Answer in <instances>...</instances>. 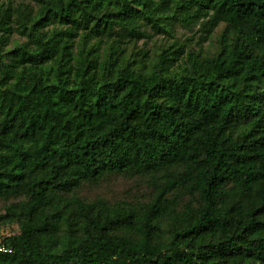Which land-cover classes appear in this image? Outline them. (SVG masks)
Listing matches in <instances>:
<instances>
[{
    "label": "trees",
    "instance_id": "1",
    "mask_svg": "<svg viewBox=\"0 0 264 264\" xmlns=\"http://www.w3.org/2000/svg\"><path fill=\"white\" fill-rule=\"evenodd\" d=\"M40 2L73 27L60 40L33 23L36 47L5 54L0 34V72L55 69L0 92V197L19 198L0 264H264V0ZM146 21L198 25L200 41L223 27L212 54L172 42L147 66L89 40ZM118 176L144 179L143 199L78 194Z\"/></svg>",
    "mask_w": 264,
    "mask_h": 264
},
{
    "label": "rangeland",
    "instance_id": "2",
    "mask_svg": "<svg viewBox=\"0 0 264 264\" xmlns=\"http://www.w3.org/2000/svg\"><path fill=\"white\" fill-rule=\"evenodd\" d=\"M43 3L40 0H0V16L5 13L9 14L8 27L10 32L2 31L3 34V53L12 51L16 45L24 44L29 49H34L36 44L30 32L36 26L39 31L45 32L46 35L57 34V39L63 40L67 31L73 27L72 23H60L57 16L46 12L43 7ZM35 26H34V24ZM145 28L144 36L135 37V35L129 36L120 31L106 30L100 36L91 35L89 39L91 42H99L100 50H105L107 45L112 40L119 42L124 47V55L131 62H135L140 66H147L151 63V57L160 51L162 46H166L172 42H176L179 46L187 50H198L202 54H212L218 45V36L223 27L220 24L216 27L210 38L206 41H200L198 25L187 28L179 23L173 24L172 27L165 26L153 27L151 23L146 21L143 25ZM142 27V28H143ZM54 36V35H53ZM75 41H78V37H74ZM98 40V41H96ZM100 40V41H99ZM75 47H73V53ZM183 59V57H182ZM3 61L8 63L10 56H4ZM185 61H181L180 65L175 64L177 71L181 70ZM76 61L74 57L70 58L66 64L63 78L72 84L75 80ZM32 76H43L48 80H53L55 76V69L47 67L41 73L40 67L36 65H29L27 63L21 64L15 62V68L11 69L9 74L0 72V92L3 91L14 80L19 79L21 82H27ZM34 173L39 177L46 175V170H35ZM146 184L142 178L130 179L126 176L111 177L108 181L102 182L100 185L92 186L84 184L81 189L78 190V194L83 198L95 199L101 197L110 202L127 200L130 197L136 199H143L145 193ZM19 198H1L0 197V214H4L5 206L14 200ZM186 200V197L183 198ZM1 219V218H0ZM19 231V226L13 221V218L4 217L0 220V239L3 236L13 234Z\"/></svg>",
    "mask_w": 264,
    "mask_h": 264
},
{
    "label": "built area",
    "instance_id": "3",
    "mask_svg": "<svg viewBox=\"0 0 264 264\" xmlns=\"http://www.w3.org/2000/svg\"><path fill=\"white\" fill-rule=\"evenodd\" d=\"M0 252H12V248L0 242Z\"/></svg>",
    "mask_w": 264,
    "mask_h": 264
}]
</instances>
